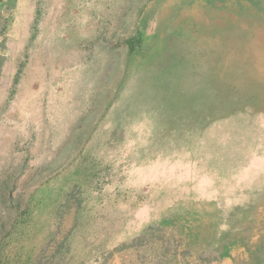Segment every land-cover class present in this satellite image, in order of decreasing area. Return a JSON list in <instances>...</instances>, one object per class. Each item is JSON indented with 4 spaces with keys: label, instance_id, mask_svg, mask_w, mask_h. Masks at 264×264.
Returning a JSON list of instances; mask_svg holds the SVG:
<instances>
[{
    "label": "rangeland",
    "instance_id": "1",
    "mask_svg": "<svg viewBox=\"0 0 264 264\" xmlns=\"http://www.w3.org/2000/svg\"><path fill=\"white\" fill-rule=\"evenodd\" d=\"M0 264H264V0H0Z\"/></svg>",
    "mask_w": 264,
    "mask_h": 264
},
{
    "label": "crops",
    "instance_id": "2",
    "mask_svg": "<svg viewBox=\"0 0 264 264\" xmlns=\"http://www.w3.org/2000/svg\"><path fill=\"white\" fill-rule=\"evenodd\" d=\"M1 114V113H0ZM4 156H2V154H0V159L3 158Z\"/></svg>",
    "mask_w": 264,
    "mask_h": 264
}]
</instances>
